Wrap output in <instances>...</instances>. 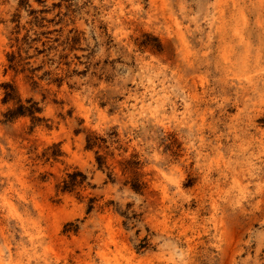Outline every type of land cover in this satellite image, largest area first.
Masks as SVG:
<instances>
[{"label":"rangeland","instance_id":"obj_1","mask_svg":"<svg viewBox=\"0 0 264 264\" xmlns=\"http://www.w3.org/2000/svg\"><path fill=\"white\" fill-rule=\"evenodd\" d=\"M0 264H264V0H0Z\"/></svg>","mask_w":264,"mask_h":264},{"label":"trees","instance_id":"obj_2","mask_svg":"<svg viewBox=\"0 0 264 264\" xmlns=\"http://www.w3.org/2000/svg\"><path fill=\"white\" fill-rule=\"evenodd\" d=\"M25 112H29L30 114H32L30 111H26V108L23 106H20L16 110V113L20 115L25 114ZM107 143H109V139L107 138L99 136H88L86 148L88 150H94L95 148H98L99 150L102 148L107 149L109 148V145L107 146ZM95 153L97 155L96 160L99 165V168H102L105 164V159L108 153L106 152L104 155H100L98 150L95 151ZM119 163L122 167L123 175H126V173L129 172L130 167L132 166V162L120 161ZM85 179L86 176L79 171L74 172L72 174H68L66 176V179L62 180V182L58 185V190H61L62 192H73L78 187H82L84 185ZM111 180L114 181V179ZM126 184H130L131 188L136 192H140L144 186L143 183H141L137 177H132L131 179L127 178Z\"/></svg>","mask_w":264,"mask_h":264}]
</instances>
